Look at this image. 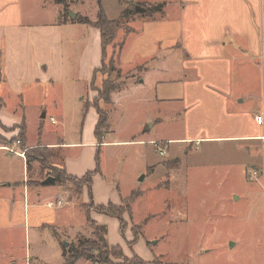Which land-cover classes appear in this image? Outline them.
Segmentation results:
<instances>
[{
	"label": "rangeland",
	"instance_id": "obj_1",
	"mask_svg": "<svg viewBox=\"0 0 264 264\" xmlns=\"http://www.w3.org/2000/svg\"><path fill=\"white\" fill-rule=\"evenodd\" d=\"M58 1L63 7L76 11L77 16L84 14L93 16L97 8L96 2L100 0ZM123 3L126 6L130 0H123ZM100 5L109 19L118 14L115 0H101ZM261 17L262 21L259 22L257 31L260 37L258 58L252 61H236L239 67L235 68V73L240 72L233 78L232 91L234 94L241 93L237 101L244 100L239 102L237 109L227 107L226 110L228 114L238 113L241 118L249 115L252 118L253 114L258 112L254 120L257 115H262L264 119V107L261 103L264 79L261 55V51H264V14ZM133 19L140 18L136 15ZM131 26V21L123 22L114 42L107 47L105 66L101 68L100 65L91 84L92 89L102 88L104 81H107L118 89L111 92L108 102L99 96L97 90H94L92 97H86L90 100L88 104L92 106L97 104L100 111L106 114L109 126L102 129L101 134L102 140L107 143L98 147L88 112L83 111L81 107L84 99L77 100L75 97L74 88H86L85 82L83 83L75 74L78 60L76 55L71 56L68 73L62 81L53 86L36 87L41 89L32 94V103L28 104L35 107L42 104L43 108L47 106L44 127L50 132L46 136L48 141L59 140L55 133L57 131L64 143H78L54 150V155L62 159L68 170L74 173L84 168L93 171L98 167L97 172L92 175L91 187L94 185L92 201L96 203L98 200L104 204L124 203L125 197L138 191L133 201H129L131 215L123 214L121 226L120 220L116 217L93 210L91 214H87L82 203L90 200L88 188L61 178L54 181L58 171L70 174L63 168L53 167L49 152L38 148L34 154L43 160L39 161L40 165L32 161L29 177L35 173V178L53 177L44 190L51 191L55 198H62V205L61 201L60 204L57 201L56 204L61 208L57 209L53 205L54 208L48 210L37 206L39 209L35 211V218L41 217L43 223L49 225L45 228L33 227L35 225L32 222L33 212L30 211L26 225L3 231L0 248L4 250V258L8 263L25 264L27 257L28 264H35L36 259L33 255L37 250L44 252L51 250L50 259L56 260L59 257L52 250H61V247H64L70 253L71 246H76L85 239L98 241L93 226L88 222V219H94L102 224L104 228L102 232L109 245L119 244L124 248L127 258L138 255L144 264H264L263 139L217 144L202 141L198 142V145L165 141L124 142L134 129L133 123L145 117L149 109L153 108L150 105L143 106L142 103H140L142 107L136 106L135 102L138 98H144L147 102L149 94L153 92L150 85L145 87L150 88V91L146 90L143 97L134 92L122 93L124 89L122 87L133 77V71H137L119 67L118 54L122 42L119 40L133 30ZM178 58L169 59L171 62L167 60L166 63L179 67L181 62ZM240 62L241 64H238ZM70 66L73 67L72 70ZM135 74L134 76H138L139 73ZM165 77L173 79L176 76ZM114 92L117 94L119 92L116 95L118 103L115 110V105L111 101ZM60 105V110L51 107ZM81 112H86L83 119ZM150 113L154 111L150 110ZM53 114L58 121L59 117L56 115L61 114L63 117L61 124L58 122L56 125L50 124L48 117ZM237 117L228 116L226 122L231 125ZM178 122L181 120L168 116L162 126L154 127L148 136L141 134L137 139L177 136ZM199 124L204 123L203 121L195 123L193 130H198L199 135H204ZM32 131L33 127L30 126L31 140L36 138ZM17 138L18 135L15 136V139ZM3 141L12 143L11 139ZM155 144L161 146L165 154H159ZM15 149L24 150L21 143L16 144ZM151 165L154 166L148 170V166ZM54 169L58 171H53ZM39 184L37 181L35 186L38 187ZM59 188L62 191L60 194ZM85 188L87 194H83ZM177 211L180 213L175 214ZM114 261L115 264H125L121 259Z\"/></svg>",
	"mask_w": 264,
	"mask_h": 264
},
{
	"label": "crops",
	"instance_id": "obj_2",
	"mask_svg": "<svg viewBox=\"0 0 264 264\" xmlns=\"http://www.w3.org/2000/svg\"><path fill=\"white\" fill-rule=\"evenodd\" d=\"M143 1L165 2L164 15L156 20H145L142 17L131 20L133 30L119 40L123 42L118 54L119 67L137 70L133 71V77L122 87V93L134 92L143 97L146 90L150 91V88L145 87L150 85L153 92L149 94L148 103L144 98L134 101L136 106L142 107V103L143 106L150 105L153 108L149 109L145 117L133 123L134 129L124 142L165 141L198 145V142L202 141L217 144L264 140V124L259 125L253 119L258 112L254 113L252 118L250 115L241 118L238 113H226L227 107L237 109L239 102L244 100L237 101L241 93L234 94L232 91L233 78L240 72L235 73V68L239 67L236 61H252L259 56L260 37L257 31L264 14V0H130ZM115 2L118 14L112 19H117L125 7L121 0ZM100 3L101 0L96 2L97 8L93 16H84L94 21L101 7ZM69 12L77 14L76 11L63 7L58 0H0V137L15 138L23 128L24 149L46 148L53 167L63 168L68 174L81 178L89 171L88 168L73 173L67 169L60 157L54 155L55 149L78 143H64L57 131L55 133L59 140L48 141L46 136L50 132L44 127L47 106L43 108L42 104L39 107L28 105L32 103V94L41 89L36 87L53 86L62 81L68 73L71 56L76 55L78 60L75 74L85 82L86 88H74L75 97L77 100L84 99L81 107L83 111L88 112L95 136L99 117L95 107L88 104L90 100L86 97H92L96 90L91 88V84L94 70L101 65L100 33L97 28L71 18ZM261 55L264 72L263 50ZM178 57L181 62L179 67L166 63L167 60ZM70 69L73 67L70 66ZM135 73H139L138 76H134ZM169 75L176 77L166 79L165 76ZM262 86L261 103L264 107V79ZM118 94L114 92L111 97L115 105L114 110L117 108ZM51 107L55 110L61 109V105ZM150 110L154 113H150ZM86 112H81L82 119ZM56 116L59 121L54 114L48 117L50 124L62 123L61 114ZM168 116L181 120L178 122L180 129L178 128L177 136L137 139L141 134L148 136L154 127L162 126ZM228 116L238 117L229 125L226 122ZM200 121L204 123L199 124L204 135H199L198 130H193L195 123ZM30 126L33 127L34 137L36 135L32 140L29 139ZM1 138L0 240L3 231L26 225L30 211L33 212V227L49 226L43 223L41 217L35 218V211L39 209L37 206L48 210L61 208L56 204L57 201H61L62 205V198H55L51 191L44 190L49 183L43 185L41 182L44 179L39 176L35 178L36 173L29 177L32 161L40 165L39 160L27 161L24 151L15 149L16 144H19L16 143L17 140H11L12 145L5 143ZM96 143L100 147L107 142L102 140L101 143ZM153 166H148V170ZM37 181L40 182L38 187L35 186ZM90 191L93 198L94 185ZM60 193L62 191L59 188L58 194ZM85 193L87 194V188L83 190V194ZM137 193L138 191L132 192L130 196H133L129 201L132 202ZM50 202L55 203V206H50ZM99 202L97 200L94 204H104ZM121 204L123 203L116 205ZM126 213L131 215V206ZM177 213L180 212L175 214ZM121 248L127 256L124 248ZM52 251L56 252L59 258L51 260V250H37L33 255L35 264H64L68 250L61 247V250ZM25 260V264H28L27 257ZM112 261L115 262L114 259ZM82 263L102 264L91 258H80L73 264ZM0 264L16 263H8L4 258V250L0 248Z\"/></svg>",
	"mask_w": 264,
	"mask_h": 264
},
{
	"label": "trees",
	"instance_id": "obj_3",
	"mask_svg": "<svg viewBox=\"0 0 264 264\" xmlns=\"http://www.w3.org/2000/svg\"><path fill=\"white\" fill-rule=\"evenodd\" d=\"M121 3H123V0H121ZM136 6L141 7L142 10L140 11L136 10ZM164 6H165V2H156V3H148V4L142 2H130L126 4L124 10L121 12V14L117 19H108L104 11L100 7L96 19L94 21L90 20L87 16H81V15L77 16V14L75 20L82 24L91 25L99 30L100 41H101V68H102L105 66L104 60H105L107 47L114 42L118 31L122 29L123 22L124 21L128 22V20L131 21L133 17L136 15L142 17L145 20L159 19L164 15ZM122 45L123 42H121L120 44V50L122 48ZM97 71H99V68H96L94 70V74ZM95 89L99 93V96L101 95V98L105 100V102H108L110 101L111 92H113L115 89L118 88H115L113 84L104 81L102 88H95ZM94 107L99 117L95 127V136L97 138V142L101 143L103 138V134H101V130L108 127L109 123L107 122V117L105 112L102 113L97 104H94ZM22 130L23 128L20 130L17 139L12 138L11 140L12 141L19 140L20 141L19 144L21 143V147L22 149H24V132ZM41 150L47 152L46 148H42ZM22 151H24L27 161L32 159H36L39 161L43 160L40 157H36V155L34 154L36 151H38V148L24 149ZM98 158H99V148L97 149L96 152L97 166H98ZM97 169L98 167H96V169H94L93 171H88L81 178H73L70 175H67L65 172H59L58 170L54 169L53 171H58V173L54 177V181H58L61 178L63 180H68L74 183H80L86 186L88 188V194L90 200L88 203H84L82 206L83 209L87 211V214L91 210H93L96 213H103L107 216L116 217L117 219L120 220V224L122 226L123 214L129 212V208H130L129 200L134 193L129 198H126V200L124 199L125 201L121 205H116L112 203H108L106 205L94 204V202L91 199L92 196H91L90 188L92 182V175H94V173L97 172ZM88 222L93 226L98 241H96L95 239L94 240L85 239L79 242L76 246H71L70 253L67 254L64 264H73L74 261L80 258H85V259L91 258L97 263H105V264H115L112 261V259H121L125 264H144V261L137 255H133L130 259L127 258L124 255L120 245L108 246L102 232V230L104 231V228H102V226L97 225L96 222L92 219H88ZM136 238L133 241H135Z\"/></svg>",
	"mask_w": 264,
	"mask_h": 264
},
{
	"label": "built area",
	"instance_id": "obj_4",
	"mask_svg": "<svg viewBox=\"0 0 264 264\" xmlns=\"http://www.w3.org/2000/svg\"><path fill=\"white\" fill-rule=\"evenodd\" d=\"M263 121H264V119H263L262 115H257V116L255 117V122H256L257 124L261 125V124H263ZM19 142H20L19 140L16 141V143H19ZM154 146H155V147L157 146L156 149H157V151L159 152V154H161V155L165 154V150H164L161 146H159V145H157V144H155ZM11 150H12V149H11ZM58 203L60 204V201H58ZM49 205H50V206H53L54 204H53L52 202H50Z\"/></svg>",
	"mask_w": 264,
	"mask_h": 264
},
{
	"label": "water",
	"instance_id": "obj_5",
	"mask_svg": "<svg viewBox=\"0 0 264 264\" xmlns=\"http://www.w3.org/2000/svg\"><path fill=\"white\" fill-rule=\"evenodd\" d=\"M136 10L140 11V10H142V8L139 7V6H136ZM69 15H70L71 18H75V17H76V14H75V13H72V12H69ZM42 115H43V114H42ZM142 178H143V176H141V179H142ZM52 180H53V177H47V178L44 179L41 183H42L43 185H45V184L50 183Z\"/></svg>",
	"mask_w": 264,
	"mask_h": 264
}]
</instances>
